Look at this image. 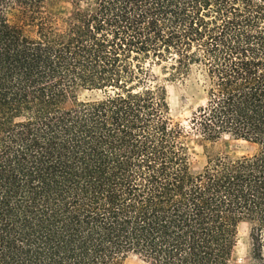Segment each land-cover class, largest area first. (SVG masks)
<instances>
[{
	"label": "trees",
	"instance_id": "trees-1",
	"mask_svg": "<svg viewBox=\"0 0 264 264\" xmlns=\"http://www.w3.org/2000/svg\"><path fill=\"white\" fill-rule=\"evenodd\" d=\"M48 1L0 0V264H235L242 223L264 264V0ZM162 64L203 77L193 131L255 152L194 170Z\"/></svg>",
	"mask_w": 264,
	"mask_h": 264
},
{
	"label": "rangeland",
	"instance_id": "rangeland-1",
	"mask_svg": "<svg viewBox=\"0 0 264 264\" xmlns=\"http://www.w3.org/2000/svg\"><path fill=\"white\" fill-rule=\"evenodd\" d=\"M92 2L93 0H89ZM86 6V3L83 4ZM74 3L68 0H51L45 4L44 13L53 15L59 21L67 19L75 9ZM11 24L25 28L27 35L35 36L36 26L25 17L20 6H13L7 10ZM166 64L152 65L153 74L158 78L159 84L164 87L171 115L176 123L185 130L186 143L189 148L192 168L201 169L210 155L226 154L237 158L255 152V147L245 141L237 140L232 136L224 135L214 141L204 140L196 131L190 128V119L198 107L205 103L203 77L197 67H194L189 76L172 77L165 70ZM79 100L87 101L102 97L100 92L79 91ZM254 225L242 223L238 229L237 245L234 252L235 264H255L252 258ZM123 264H146L136 255H128Z\"/></svg>",
	"mask_w": 264,
	"mask_h": 264
}]
</instances>
